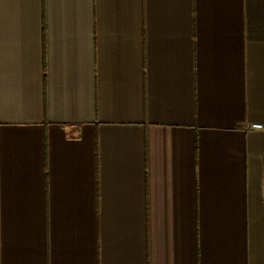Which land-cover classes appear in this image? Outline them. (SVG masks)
<instances>
[{"label": "crops", "instance_id": "0c3cea01", "mask_svg": "<svg viewBox=\"0 0 264 264\" xmlns=\"http://www.w3.org/2000/svg\"><path fill=\"white\" fill-rule=\"evenodd\" d=\"M0 264H264V0H0Z\"/></svg>", "mask_w": 264, "mask_h": 264}, {"label": "built area", "instance_id": "2783aa9c", "mask_svg": "<svg viewBox=\"0 0 264 264\" xmlns=\"http://www.w3.org/2000/svg\"><path fill=\"white\" fill-rule=\"evenodd\" d=\"M248 128H251V129H262L263 126L261 123L259 122H256V123H251L248 125Z\"/></svg>", "mask_w": 264, "mask_h": 264}]
</instances>
